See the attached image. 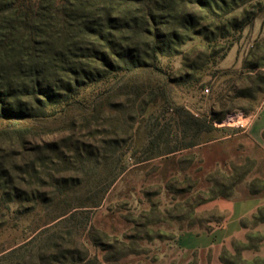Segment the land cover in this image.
<instances>
[{
  "label": "rangeland",
  "instance_id": "374dc122",
  "mask_svg": "<svg viewBox=\"0 0 264 264\" xmlns=\"http://www.w3.org/2000/svg\"><path fill=\"white\" fill-rule=\"evenodd\" d=\"M211 1L212 13L193 0L187 4L200 35L182 44L185 31L162 25L171 39L167 55L147 52L143 67L84 84L65 107L29 120L38 131L23 143L0 142V173H6L0 197L7 195L0 204L1 264H215L209 252L181 251L177 238L216 224L221 212L203 207L216 196H233L257 168L250 158L238 165L227 159L242 158L243 135L260 110L264 120V0H240L237 7ZM176 107L220 131L193 137L180 125ZM237 114L251 117L248 128L221 126ZM5 126L0 119V130ZM152 128L170 146H195L145 160ZM36 145L42 148L33 162L39 180L17 172L22 164L16 155ZM89 197H101L97 209L76 210L51 224ZM246 225L245 245L255 257L240 256L264 264V229L250 220ZM117 242L126 244L125 251ZM224 251V259L237 261L232 249Z\"/></svg>",
  "mask_w": 264,
  "mask_h": 264
},
{
  "label": "trees",
  "instance_id": "16d2710c",
  "mask_svg": "<svg viewBox=\"0 0 264 264\" xmlns=\"http://www.w3.org/2000/svg\"><path fill=\"white\" fill-rule=\"evenodd\" d=\"M193 1L201 10L212 13L210 0ZM212 1L215 6L217 3L227 6L224 0ZM238 1L240 0H230V3L237 7ZM246 1L250 0H241V4ZM190 2L191 0H0V119L6 120L5 128L0 130V142L10 146L14 142L23 143L32 132L38 131L29 124V120L46 118L50 109L65 107L69 100L78 96L84 84L102 80L114 72L143 67V55L147 52L152 56L167 55L169 51L164 50L168 48L166 46L171 39L161 33L162 25L173 24L174 28L185 31L187 37L179 38L182 44L193 35H200L197 32L198 21L190 11L187 12V4ZM175 35L173 33L171 37L174 38ZM173 112L177 117L183 118L180 125L192 131L193 137L203 132L220 131L212 123L207 124V121L182 107L174 108ZM155 131L152 128L149 133L148 155L145 160L195 146L193 142H187L182 147L170 146L169 139L160 141L163 132ZM41 149L36 145L35 149H23L16 155L22 164L17 172L28 179L39 180V172L33 162L35 154ZM40 166L46 168L45 162H41ZM5 174L0 173L1 181ZM18 178L22 182L25 180L23 177ZM115 181L116 178L108 181L103 192ZM261 188L262 186L254 189L253 183L249 186L253 194ZM6 196L0 197V204L5 203ZM220 196L222 195L215 198ZM100 200L101 197L86 198L68 213L55 218L51 224L60 221L67 214L72 216L76 210L83 212L97 209ZM213 200L215 199L209 202ZM250 221L263 224L264 208L259 209ZM241 226L247 228L246 222H242ZM246 243H241L243 247L239 249L236 242H232L234 259L237 261L229 262L224 259V251L220 256V263L254 264L245 262L240 256L241 252L253 250ZM93 244L96 248L101 246L96 242ZM116 245L125 251L124 242H117ZM15 250L6 254L14 253ZM105 250L102 248V251ZM2 253L4 251L0 253V258L4 256ZM122 257L123 255L120 258ZM118 260L119 258L112 262L117 263ZM104 264L110 262L107 260Z\"/></svg>",
  "mask_w": 264,
  "mask_h": 264
},
{
  "label": "crops",
  "instance_id": "0c3cea01",
  "mask_svg": "<svg viewBox=\"0 0 264 264\" xmlns=\"http://www.w3.org/2000/svg\"><path fill=\"white\" fill-rule=\"evenodd\" d=\"M261 111L252 122L248 132L243 135L242 147L245 152L242 154V158L227 159V162H234L238 165L250 158L256 161V170L247 176L243 185L235 187L233 196H220L203 207L217 209L222 216L214 225L208 222L207 229L188 230L179 234L177 246L181 251L190 254L209 252L213 256L215 264H221V253L224 250L230 251L232 242L246 243L249 230L242 227L241 223L251 220L259 209L264 208V120L262 121L260 117ZM260 119L262 126L256 127ZM254 181H260L262 188L253 194L250 192L249 186ZM259 225L264 229V223ZM243 256L248 260L255 257V254L253 255L251 250H247L244 251Z\"/></svg>",
  "mask_w": 264,
  "mask_h": 264
},
{
  "label": "built area",
  "instance_id": "2783aa9c",
  "mask_svg": "<svg viewBox=\"0 0 264 264\" xmlns=\"http://www.w3.org/2000/svg\"><path fill=\"white\" fill-rule=\"evenodd\" d=\"M251 123V117H244L242 114L230 115L222 122L221 126H234L239 129H246Z\"/></svg>",
  "mask_w": 264,
  "mask_h": 264
}]
</instances>
